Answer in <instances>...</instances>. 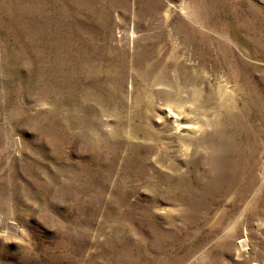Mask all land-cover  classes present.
Returning a JSON list of instances; mask_svg holds the SVG:
<instances>
[{
	"label": "rangeland",
	"instance_id": "1",
	"mask_svg": "<svg viewBox=\"0 0 264 264\" xmlns=\"http://www.w3.org/2000/svg\"><path fill=\"white\" fill-rule=\"evenodd\" d=\"M173 80L233 97L232 182L131 149ZM261 92L264 0H0V264H264Z\"/></svg>",
	"mask_w": 264,
	"mask_h": 264
},
{
	"label": "bare ground",
	"instance_id": "2",
	"mask_svg": "<svg viewBox=\"0 0 264 264\" xmlns=\"http://www.w3.org/2000/svg\"><path fill=\"white\" fill-rule=\"evenodd\" d=\"M175 7L178 9L179 5ZM180 9L183 15L188 18L186 13L183 11V8L180 7ZM153 67H161V64ZM195 86L196 84L194 81L173 80L169 83V85H167L168 89L166 91L151 92V95L156 96L165 104L159 109L162 114L156 117L157 128L153 132L149 131L143 134V140H146V142L133 145L131 146V149L140 151L144 157L160 156V162H164V160L173 162L186 160L189 149L195 152L202 149L204 152L206 151V159H210V162H207L208 174L210 177L209 183L218 186L224 181L229 180L232 182L237 175V172L240 171V168L236 166L235 171H231V163L221 160L224 156L228 157L230 155V148L224 143L225 141L220 139V136L223 135L222 126L224 125L219 122L218 116L219 113L222 112L226 116V120L227 118H231V121H233L232 119H234V116L228 110L229 107H227L226 103L233 101V97L223 95L218 97L216 100L196 99L198 89H196ZM263 95L264 94L261 92V99L247 96L244 99L245 104L243 106H259L264 108ZM233 123H237L239 125L237 121H233ZM205 127L216 128L217 138L205 137L202 140H198ZM239 129H241L240 126ZM189 163L191 162H185L184 165L187 166ZM167 168L169 171L174 173L179 174L183 172V169L175 164H169ZM182 184L183 180L179 179L178 182H176L177 188L180 189V187L183 186ZM208 185L209 184H205L204 186H201L198 184L197 186L199 189L206 191ZM185 193L187 196H183V200L185 199L190 201L188 192ZM246 204L248 203L244 202L241 212L245 210ZM245 240L246 239L244 238L238 242L240 247H244L246 245Z\"/></svg>",
	"mask_w": 264,
	"mask_h": 264
}]
</instances>
